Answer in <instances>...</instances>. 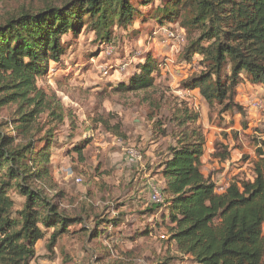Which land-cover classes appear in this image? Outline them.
<instances>
[{
	"label": "trees",
	"instance_id": "16d2710c",
	"mask_svg": "<svg viewBox=\"0 0 264 264\" xmlns=\"http://www.w3.org/2000/svg\"><path fill=\"white\" fill-rule=\"evenodd\" d=\"M156 1L163 2L143 0L146 4ZM135 11L130 0H64L61 6L47 1L37 8L22 5L0 22V109L16 106L10 132L6 130L9 122L0 121V264H29L41 240L53 252L76 223H85L82 230L91 239L109 236L119 225V216L107 219L88 214L91 210L85 208L71 215L57 202L59 195L50 194L54 189L52 125L59 126L67 119L72 130L76 127L72 110L40 82L48 75L50 62L61 65L63 36L70 32L78 35L89 20L97 36L107 41L103 46L113 45L111 27L126 29ZM157 11L160 23H179L190 34L198 32L187 54L201 55L206 68L185 83L186 88L199 89L210 105L224 103V109L241 110L235 101L240 84L264 85V0H168ZM169 29L167 32L173 31ZM135 65L128 80L114 90L154 88L162 63L150 52ZM163 106L161 97L153 98L149 119L154 109ZM43 114L46 121L42 124L39 119ZM194 120L187 107L175 109L170 118L175 143L167 147L158 169L164 184L161 188L155 185L162 201L152 199L153 190L150 198L152 209L161 207L165 214L162 223H155L164 225L178 256L192 264H264V158L254 164L251 178L234 179L219 190L201 170L207 140ZM118 128L114 125V133L121 135ZM38 142L43 143L39 148ZM84 147L74 149L82 153ZM12 194L23 199L18 207ZM88 221L93 225L90 229ZM50 228L53 231L48 236ZM153 229L148 227L146 233ZM104 251L103 256L111 255L107 246ZM107 258V264H130ZM171 259L163 258L157 264H171Z\"/></svg>",
	"mask_w": 264,
	"mask_h": 264
},
{
	"label": "rangeland",
	"instance_id": "374dc122",
	"mask_svg": "<svg viewBox=\"0 0 264 264\" xmlns=\"http://www.w3.org/2000/svg\"><path fill=\"white\" fill-rule=\"evenodd\" d=\"M47 1L61 6L64 0H0V22L6 13L22 5L37 8ZM130 1L136 8L134 18L126 29L111 27L113 45L103 46L107 41L98 37L89 20H85L78 35L70 32L63 36L62 63L50 62L48 75L40 82L72 110L76 127L72 130L67 119L59 126L52 125L55 139L50 168L54 189L50 194L55 198L58 194L57 202L71 215L85 208L91 210L88 214H101L107 219L119 216L121 221L108 232L109 236L106 233V237L97 239L82 230L85 223H76L70 227L69 235L59 239L53 252L47 250L45 240L39 241L36 257L29 264H107L109 256L130 264H157L167 257H172L171 264H192L173 252L168 239L161 238L169 235L164 225H157L155 220L162 223L165 210L156 206L152 209L150 201L149 184L159 188L164 184L158 169L167 147L175 143L170 135V118L175 109L187 107L195 116L194 125L207 140L201 170L218 184L219 190L234 179L251 178L254 164L264 158V139L260 138V134L264 135V92L256 89L260 94L256 96L255 90L248 89L243 81L235 97L241 110L224 109V103L210 105L199 89L186 88L185 83L206 68L201 55L187 54L198 32L190 34L179 23H160L157 8L168 0L150 4ZM167 29L178 31L186 40L178 42L168 34L173 31ZM150 52L163 68L154 88L139 92L114 90L128 80L135 64ZM158 97L164 106L154 109L149 119V104ZM260 101L262 107L256 108L254 103ZM15 110V105L0 109V121L10 125ZM45 121L43 114L39 122ZM114 125L119 126L121 135L114 133ZM11 128L10 125L6 130L10 132ZM42 135L37 133V137ZM42 144L38 142L36 147ZM82 145L83 152L78 153L74 148ZM128 146L141 153L142 161L127 157ZM12 196L18 207L23 199ZM86 225L89 229L93 226L90 221ZM151 226L152 232L146 233ZM52 231L47 229V235ZM106 246L111 255L103 256Z\"/></svg>",
	"mask_w": 264,
	"mask_h": 264
},
{
	"label": "built area",
	"instance_id": "2783aa9c",
	"mask_svg": "<svg viewBox=\"0 0 264 264\" xmlns=\"http://www.w3.org/2000/svg\"><path fill=\"white\" fill-rule=\"evenodd\" d=\"M168 34H169V36H171L172 38L178 40V42H184V41H185L184 36L181 35V34H177V35H176L174 32H169ZM112 48H113V46H112ZM108 53L111 54V53H112V50H110ZM262 105H263V103H262L261 101H260V104H257L256 102L254 103V106H255L256 108H258V107H262ZM119 141H121V139H118V142H119ZM125 151H126V155H127V157H128L129 159H131V160H133V161H136V162H138V161H142V155H141V153H140L135 147L128 146L127 148H125ZM77 181L80 182V181H81V178H77ZM150 185H151V188H152V190H153L152 199H153L154 201H157V202L162 201V195H161L160 191H159V190L156 188V186L153 185L152 183H150ZM161 238H162V239H167L168 236L165 235V234H163V235H161Z\"/></svg>",
	"mask_w": 264,
	"mask_h": 264
},
{
	"label": "crops",
	"instance_id": "0c3cea01",
	"mask_svg": "<svg viewBox=\"0 0 264 264\" xmlns=\"http://www.w3.org/2000/svg\"><path fill=\"white\" fill-rule=\"evenodd\" d=\"M247 84V85H246ZM249 85V86H248ZM245 86H247L248 87V89H254L255 90V95L257 96V95H260L259 93H257L256 92V89H260V91H262V92H264V85H257V84H252V83H250V82H248V83H245ZM250 87V88H249ZM256 100V99H255ZM254 100V101H255ZM251 110H253V111H257V110H255L253 107H251ZM263 137V138H262ZM260 138H262V139H264V135L263 134H260ZM264 143V142H263ZM258 145H261V144H258ZM204 155H205V153H204ZM203 155V156H204ZM203 156H202V159H203ZM203 161V160H202ZM263 228H264V225H263ZM169 244H170V246L172 247V249L174 250L173 252H175V253H177L178 254V251L176 250V247L175 246H173V243L172 242H169ZM184 259H186V257H184ZM187 260V259H186Z\"/></svg>",
	"mask_w": 264,
	"mask_h": 264
}]
</instances>
